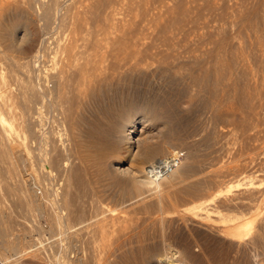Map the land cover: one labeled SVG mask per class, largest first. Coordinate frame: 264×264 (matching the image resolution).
<instances>
[{"label": "rangeland", "instance_id": "1", "mask_svg": "<svg viewBox=\"0 0 264 264\" xmlns=\"http://www.w3.org/2000/svg\"><path fill=\"white\" fill-rule=\"evenodd\" d=\"M0 111L6 264H264V0H0Z\"/></svg>", "mask_w": 264, "mask_h": 264}, {"label": "bare ground", "instance_id": "2", "mask_svg": "<svg viewBox=\"0 0 264 264\" xmlns=\"http://www.w3.org/2000/svg\"><path fill=\"white\" fill-rule=\"evenodd\" d=\"M19 26H15V28L13 29L12 28V30H10V32L9 33H7V35H8V39L9 40H14V39H12L13 37H15L14 36V32H16L15 31V29L16 28H18ZM19 29V28H18ZM26 30V29H25ZM17 34V33H16ZM26 34V33H25ZM73 40V39H72ZM10 41V42H11ZM14 43V42H13ZM72 43H74V42H68V46H66V47H69V49H74V47H73V44ZM76 43V42H75ZM16 44V43H15ZM33 48V47H32ZM68 50V49H67ZM76 50V49H75ZM68 52V51H67ZM70 52V51H69ZM69 52H68V54H69ZM74 53V52H73ZM71 56H72V54H71ZM68 57H70V56H68ZM73 57V56H72ZM70 60V59H69ZM69 63H71V62H69ZM73 63V62H72ZM66 67H68V66H66ZM84 68H86V67H84ZM64 70V69H63ZM89 70V69H88ZM65 71V70H64ZM42 72V71H41ZM85 72H86V70H85ZM78 73V72H77ZM63 74V73H62ZM64 74H65V72H64ZM67 74V73H66ZM83 74V75H82ZM60 75V74H59ZM81 75H82V77L85 75V73H81ZM90 75H91V73H90ZM86 76L87 75H85V79L87 80L88 78H86ZM41 77V76H40ZM44 77V76H43ZM57 77V76H56ZM58 77H60V76H58ZM62 77V76H61ZM81 78V77H80ZM60 79V78H59ZM65 79V78H64ZM61 80V79H60ZM63 80V79H62ZM83 80H84V78H83ZM56 81H57V79H56ZM64 81V80H63ZM60 82V81H59ZM59 82H58V84H59ZM88 82V81H87ZM64 83V82H63ZM60 85V84H59ZM56 86L58 89H60L62 86ZM65 85V84H64ZM63 85V87H65ZM38 86V85H37ZM45 86V85H44ZM75 86V85H74ZM54 87V86H53ZM82 87H84L83 86V84H82ZM36 88V87H35ZM46 88V87H45ZM81 88V87H80ZM67 89V88H66ZM82 89V91H83V89L84 88H81ZM36 90V89H35ZM61 90V89H60ZM59 90V91H60ZM64 90V89H63ZM75 90V89H74ZM38 91V90H37ZM36 91V92H37ZM48 91V90H47ZM56 91V89H54V92ZM58 90L56 91V92H58L59 94H60V92H59ZM80 91V90H79ZM35 92V91H34ZM50 92V91H49ZM53 92V91H52ZM55 92V93H56ZM81 92V91H80ZM79 92V93H80ZM47 93V92H46ZM58 93H56L55 95H54V93H53V95H54V97L52 96V95H50V97H49V94H47L48 95V99L47 100H50V99H54L55 97H56V100H57V97H59L57 94ZM62 93H63V91H62ZM83 93V92H82ZM85 94V93H84ZM36 95V94H35ZM45 95V94H44ZM57 95V96H56ZM51 96H52V98H51ZM82 96V95H81ZM38 97V96H37ZM40 97V96H39ZM44 97V96H43ZM42 97V98H43ZM47 96H45L43 99H45ZM50 98V99H49ZM52 99V100H53ZM55 100V99H54ZM59 100V99H58ZM38 101V100H37ZM41 101V100H40ZM39 101V102H40ZM38 102V103H39ZM132 107V106H131ZM130 108V107H129ZM42 109V108H41ZM40 109V107L38 106V108H37V110H38V112H39V110H41ZM121 109V108H120ZM128 109V108H127ZM132 110V109H131ZM137 110V109H136ZM151 109H146V112L148 111V113H150L149 111H150ZM47 111V110H46ZM45 111V112H46ZM61 111V110H60ZM70 111V110H69ZM1 112V111H0ZM114 112V111H113ZM54 113V112H53ZM132 111H129V109L128 110H122V111H120L118 114H117V116H119L120 117V119H121V122H122V124L120 125V123L121 122H119L117 119L115 120V121H112L113 123H112V125H111V132H112V130H113V132H116L117 134H119V136H121L122 135V137L123 138H126V142H130L131 141V139H132V137H133V132H135L134 131V129L136 128V123H134V122H132V123H126V121H127V119H128V117H130L131 118V116L130 115H132ZM153 113H154V111H153ZM40 114H41V112H40ZM49 115V114H48ZM43 117V116H42ZM53 117V116H52ZM57 117V116H56ZM38 119V118H37ZM42 119V118H41ZM41 119H40V121H41ZM119 119V120H120ZM39 120V119H38ZM43 120V119H42ZM52 120H54V119H52ZM58 120V119H57ZM0 121L2 122V124H4L5 125V123L7 124V123H9V121L5 118V116H4V114L3 113H0ZM37 121V120H36ZM46 121H47V119H46ZM56 121V120H55ZM106 121V120H105ZM129 121V120H128ZM34 122V121H33ZM32 122V123H33ZM43 122H45L44 120H43ZM43 122H42V124H43ZM66 122V121H65ZM111 122V121H110ZM67 123V122H66ZM104 123V122H103ZM109 123V122H108ZM11 124V123H10ZM9 124V125H10ZM41 123L39 124V125H42ZM111 124V123H110ZM109 124V125H110ZM35 125H37V123L35 124ZM39 125H38V127L36 128V126H35V130H34V126L32 127L33 128V130L34 131H32V132H35L36 133V135L38 134V132L40 131L39 129ZM43 126V125H42ZM106 126V125H105ZM56 127V126H55ZM67 127V126H66ZM31 128V129H32ZM43 128V127H42ZM46 128V127H45ZM59 128V127H58ZM68 128V127H67ZM108 128V127H107ZM47 129V128H46ZM53 129V128H52ZM41 131H43L42 129H41ZM45 131V130H44ZM44 131L42 132V135L44 136ZM110 131V130H109ZM29 132V131H28ZM64 132V131H63ZM119 132V133H118ZM140 132V131H139ZM170 132V131H169ZM30 134V133H29ZM33 134V133H32ZM40 134H41V132H40ZM42 135H41V137H42ZM110 135H111V133H110ZM46 136V135H45ZM118 136V135H117ZM168 136V135H167ZM39 137V136H38ZM112 137V136H111ZM147 138V137H146ZM44 139V138H43ZM42 138H41V140H43ZM46 139H47V136H46ZM77 139V138H76ZM141 139V138H140ZM153 139V138H152ZM169 139V138H168ZM34 140V139H33ZM49 140V139H48ZM106 140V139H105ZM145 140V139H144ZM92 141V140H91ZM135 141V140H134ZM152 141V143H153V140H151ZM151 141L149 140V142L148 141H146L147 143H145V144H143L141 147L139 146V149H140V151L142 150V152H141V156H142V158H140L141 160H142V162L143 161H145V163H146V160L147 159H150L152 156H155V154L156 153H162V149L159 147V145L160 144H158V145H154V144H152L151 143ZM93 142V141H92ZM103 142V141H102ZM132 142H133V140H132ZM41 143H42V141H41ZM40 142H39V144H41ZM44 143V142H43ZM46 143V142H45ZM105 143V142H104ZM134 143V142H133ZM90 144V143H89ZM94 144H96V143H94ZM107 144V143H106ZM112 144V143H111ZM38 145V144H37ZM86 145V144H85ZM109 145V144H108ZM116 145V144H115ZM47 146V145H46ZM103 146V145H102ZM114 146V145H113ZM113 146H112V148H113ZM41 147V146H40ZM114 147H117V145L116 146H114ZM38 149V148H37ZM82 149V148H81ZM84 149V148H83ZM88 149V148H87ZM95 150H96V148H94ZM67 150V149H66ZM74 150V149H73ZM93 150V149H92ZM104 150V149H103ZM108 150V149H107ZM106 150V151H107ZM112 150V149H111ZM41 151V150H40ZM83 151V150H82ZM114 151H116V150H114ZM161 151V152H160ZM48 152V151H47ZM92 152V151H91ZM111 152V151H110ZM117 152V151H116ZM119 152V151H118ZM40 153V152H39ZM42 153V152H41ZM64 153V152H63ZM111 153H115V152H111ZM82 154V152L80 153V155ZM85 154V153H84ZM45 155V154H44ZM43 155V156H44ZM47 155V154H46ZM67 155V154H66ZM86 155V154H85ZM92 155H93V152H92ZM11 156V155H10ZM111 156V155H110ZM118 156V155H117ZM157 156V155H156ZM41 157V156H40ZM45 157V156H44ZM88 157V156H87ZM104 157V156H103ZM140 157V156H139ZM85 158V157H84ZM91 158V157H90ZM97 158V157H96ZM99 158V157H98ZM168 157H166V158H161V159H159L158 161H160V160H166ZM10 159H11V157H10ZM63 159V158H62ZM92 159H94V158H92ZM44 160V159H43ZM68 160V159H67ZM63 161V160H62ZM93 162V161H92ZM102 162V161H101ZM133 162V161H132ZM180 162L182 163V157H181V160H180ZM60 163V162H59ZM131 163V162H130ZM156 163H157V161L156 162H154V163H152V164H150V165H147V166H144V167H140V168H138L137 169V172H135V176L133 175V176H130V175H132V173H131V170H130V167L132 166L131 164L128 166V167H126L125 169H121L122 171H127L128 169L130 170V175L128 174L127 176L125 175V174H123L122 176H124L125 175V178L126 177H128L129 176V178H126L125 179V181L127 182V184H129L130 183V186H132L133 185V187H138V189L140 188V187H142V186H140V185H146L145 186V188H149L150 186H152V188L155 190L158 186L160 187V185L162 184V182H160L159 181V178L161 177L160 175H162V174H158L156 171H155V166H156ZM42 164V163H41ZM134 164V163H133ZM55 165V164H54ZM53 165V166H54ZM48 166H50V164H48V162H45L44 164H42V167H45V168H49ZM134 166V165H133ZM178 166V167H177ZM175 168H179V166H181L180 165V163L177 165ZM174 168V169H175ZM62 169V168H61ZM174 169L172 170L173 172H175L174 171ZM115 170V169H114ZM53 172V171H52ZM119 172H120V169H119ZM129 171H127V173H128ZM171 172V171H170ZM169 172V173H170ZM121 173V172H120ZM168 173V174H169ZM171 174V173H170ZM167 175V174H166ZM172 175V174H171ZM160 176V177H159ZM39 177V176H38ZM169 177V176H168ZM42 178V177H41ZM40 178V179H41ZM161 179H162V177H161ZM160 179V180H161ZM163 180V179H162ZM161 180V181H162ZM122 181V180H121ZM46 182V181H45ZM129 182V183H128ZM159 182L161 183L160 185H159ZM34 183H35V181H34ZM51 183V182H50ZM37 184V183H36ZM49 184V183H48ZM126 184V185H127ZM158 187V188H159ZM162 187V186H161ZM44 188V187H43ZM142 188H144V187H142ZM152 188H149V189H151V190H153ZM159 189H161L162 190V188H159ZM158 190V189H157ZM156 191V190H155ZM157 192V191H156ZM159 192H161V191H159ZM37 203V202H36ZM42 204V203H41ZM37 205H39V204H37ZM39 206H41V205H39ZM206 210V209H205ZM153 213H156V212H153ZM130 214V213H129ZM151 215V214H150ZM153 215V214H152ZM157 216V219H158V215H155V217ZM155 217H151V219L153 220ZM159 217H160V214H159ZM111 218V217H110ZM156 219V218H155ZM107 220V219H106ZM106 220H104V221H102L99 225H98V231L101 233V235H105L104 233L106 232V230L108 229V226H109V224L110 223H107V222H105ZM117 220V219H116ZM114 221V220H113ZM119 221V220H118ZM158 221V220H157ZM115 222V221H114ZM156 222V221H155ZM113 223V222H112ZM116 223V222H115ZM114 224V223H113ZM115 226V225H114ZM122 226H123V224H122ZM110 227V226H109ZM113 227V226H112ZM117 229V228H116ZM134 232V231H133ZM130 233V232H129ZM139 234V233H138ZM150 238V237H149ZM151 239V238H150ZM140 240V239H139ZM130 241H131V239H130ZM140 242V241H139ZM145 243V242H144ZM162 243V242H161ZM22 244V243H21ZM164 245V247L165 248H167V246H165L166 244L168 245V241H167V243H163ZM170 244V243H169ZM10 245V244H9ZM146 245V244H145ZM163 246H162V249H163ZM169 247H170V245H169ZM161 250V249H160ZM164 250V249H163ZM161 251V253H149V255H148V257H147V259L146 260H144L145 262H144V264H175L173 261H172V259H169V257H168V260H165L164 258H165V256H163V255H165L164 254V252L165 251ZM166 250V252L169 250H167V249H165ZM172 250V249H171ZM165 252V253H166ZM169 252H170V250H169ZM172 253V252H171ZM176 254V253H175ZM166 255H167V253H166ZM170 255H172V254H170ZM172 257V256H171ZM173 257H175L174 256V254H173ZM172 257V258H173ZM8 259L9 258H2L1 257V255H0V264H6L7 262L6 261H8ZM175 258H173V260H174ZM12 261V260H11ZM173 262V263H172ZM9 263V262H8ZM79 262H77V264H78ZM85 263V262H84ZM178 264H179V262H178Z\"/></svg>", "mask_w": 264, "mask_h": 264}, {"label": "built area", "instance_id": "3", "mask_svg": "<svg viewBox=\"0 0 264 264\" xmlns=\"http://www.w3.org/2000/svg\"><path fill=\"white\" fill-rule=\"evenodd\" d=\"M181 155L182 153L180 151H175L174 154L170 155L166 160L157 161L155 171L158 174L172 171L180 163Z\"/></svg>", "mask_w": 264, "mask_h": 264}]
</instances>
